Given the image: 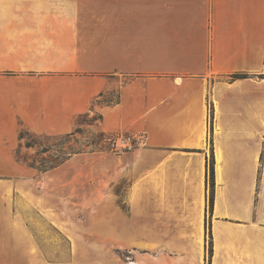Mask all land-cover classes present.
Masks as SVG:
<instances>
[{
  "label": "crops",
  "instance_id": "obj_1",
  "mask_svg": "<svg viewBox=\"0 0 264 264\" xmlns=\"http://www.w3.org/2000/svg\"><path fill=\"white\" fill-rule=\"evenodd\" d=\"M0 264H264V0H0Z\"/></svg>",
  "mask_w": 264,
  "mask_h": 264
},
{
  "label": "rangeland",
  "instance_id": "obj_2",
  "mask_svg": "<svg viewBox=\"0 0 264 264\" xmlns=\"http://www.w3.org/2000/svg\"><path fill=\"white\" fill-rule=\"evenodd\" d=\"M110 97V96H109ZM108 97V98H109ZM95 116H82L77 119L78 126L70 133L55 136L34 135L21 131L22 148L16 154L25 164H36L38 169L60 162L64 157L79 151L109 150L106 142L108 136L121 133L104 134L98 131L93 120ZM29 144L33 149H25ZM27 147V146H26ZM49 151L45 154L44 152ZM113 152V151H111ZM125 152V151H123ZM114 153H119L118 151Z\"/></svg>",
  "mask_w": 264,
  "mask_h": 264
},
{
  "label": "built area",
  "instance_id": "obj_3",
  "mask_svg": "<svg viewBox=\"0 0 264 264\" xmlns=\"http://www.w3.org/2000/svg\"><path fill=\"white\" fill-rule=\"evenodd\" d=\"M109 150L113 152L132 151L145 144V134L121 133L108 136L106 139Z\"/></svg>",
  "mask_w": 264,
  "mask_h": 264
},
{
  "label": "trees",
  "instance_id": "obj_4",
  "mask_svg": "<svg viewBox=\"0 0 264 264\" xmlns=\"http://www.w3.org/2000/svg\"><path fill=\"white\" fill-rule=\"evenodd\" d=\"M243 75H238V74H234L232 75V77H242ZM20 137H22V135L20 134ZM27 147H31V145L27 144ZM59 163V162H57ZM56 163V164H57ZM208 179H209V184H210V193H209V199H208V205H209V209L211 210L212 208V199H213V161L212 159L209 160V164H208ZM211 246L209 247V254L211 253Z\"/></svg>",
  "mask_w": 264,
  "mask_h": 264
}]
</instances>
